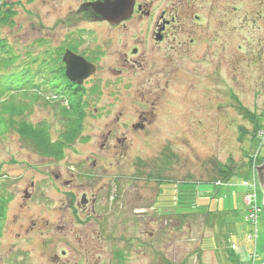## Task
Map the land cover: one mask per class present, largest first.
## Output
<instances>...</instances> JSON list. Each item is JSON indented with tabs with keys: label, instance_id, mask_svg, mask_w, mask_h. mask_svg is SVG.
I'll use <instances>...</instances> for the list:
<instances>
[{
	"label": "rangeland",
	"instance_id": "374dc122",
	"mask_svg": "<svg viewBox=\"0 0 264 264\" xmlns=\"http://www.w3.org/2000/svg\"><path fill=\"white\" fill-rule=\"evenodd\" d=\"M138 1L149 17L110 27L77 15L81 0H0V264H58L47 224L78 232L69 243L98 264H264L260 192L255 227L242 203L264 161V0ZM65 48L97 70L59 97L45 56ZM139 116L151 124L134 132ZM55 175L104 197L103 219L76 226L81 212L49 197Z\"/></svg>",
	"mask_w": 264,
	"mask_h": 264
},
{
	"label": "flooded vegetation",
	"instance_id": "af4514ba",
	"mask_svg": "<svg viewBox=\"0 0 264 264\" xmlns=\"http://www.w3.org/2000/svg\"><path fill=\"white\" fill-rule=\"evenodd\" d=\"M95 2L96 0H81V3L78 6L79 11L77 12V15L82 16V18L88 23H91V24L101 23V24L112 27L106 21H102V20L100 21V18L94 13L92 4H94ZM144 8H145L144 4H141L138 0H135L133 11H132L130 18H132L135 14H138V15L140 14L144 17H149L150 16L149 11L145 10ZM164 14H165L164 12L161 13L159 21L155 23L154 32H153L154 35L156 34L159 35L161 40L163 39L162 34L164 33L168 25L167 23H164L166 22V20L164 19ZM162 23L164 24L162 25ZM123 24L124 23H120L118 26H123ZM74 46L76 47V43L74 44ZM65 51H70L75 56L84 59L87 63H89L90 65L94 67L95 71L97 70V65L93 63V60L88 55H81L79 53H76L74 49H71V48H65L64 52ZM63 56L64 55H46L45 56L46 64L48 68L45 66L44 70L46 73L50 71L51 76H52V78L49 80L51 82H49L48 84V86H50V88H48V91L53 92L59 97L68 95L66 87H70V90H73V91H77V89L81 88V86H77L75 83L69 82L68 79L65 77L66 66H65V63L63 62ZM32 62H34V67L31 68L33 69L32 75L35 76L36 72L41 71L42 68H40L39 65L37 68V65H36L37 63L35 62V60H32ZM87 80H89V78L83 81V83L86 82ZM137 119H138V123H135L131 125L130 127L131 130L134 132H143L151 124V120H148L144 116H139ZM111 136H112V133L108 132L106 136V142H107V139H109ZM121 136H122L121 141H117V143L121 144L122 141L124 142L125 137H123V135ZM262 162L257 166H260ZM53 177H54V180H50L48 182L49 197L52 199V197L54 198L56 195H61L66 200V205L63 206L62 209L71 210V212L73 213H75V209H78L81 212V215L84 216V218L79 217L80 219H76L75 216L77 215L76 214L73 215L75 218L74 220L77 223L76 226L83 224L84 221L89 220V219L91 220L96 219L97 221H100L103 219V217L99 215L98 213L101 207L100 203L103 201L102 199H104V197H102L101 199V196H99V194L97 193L89 194L87 191H85V187H80V185L76 187L72 186L71 187L72 189L70 191L64 192L63 188L65 187L70 188L71 186L70 182L72 181L60 180L58 175H55ZM87 186L90 187V185H87ZM29 188L31 190L32 188L31 184ZM111 188L115 189V190H112V194L114 198H116L115 192L117 193V189H116L117 182H114L112 186L110 185L109 187L110 191H111ZM257 191H259L258 187H257ZM30 192L31 193H29L28 190L25 189L23 191V198L26 200H30L31 199L30 196L32 195L33 191H30ZM77 198L79 199V201H76ZM33 225L34 224H32V226ZM48 225L49 224H47V227H45L44 233L46 236L48 257L51 262L58 263V264L59 263L61 264H84L86 261L87 264L88 263L98 264L99 259H95L94 256L88 250L84 251L83 253L77 252L76 250L73 249V246L69 243L71 242V243L76 244L78 243V241H80L78 232L74 231L73 233V229L66 228L61 224H58L52 227H49ZM32 229H33L32 227L29 229H25L24 232L28 234V232H32ZM95 234L96 233L93 232V236H95ZM17 236L20 237V234ZM94 239L98 240V236L96 235ZM54 240L55 241L59 240L60 244H64V243L65 244L64 246L62 245L63 247H61L60 249H54V243H53ZM96 244H97L96 241H94L93 245H96ZM78 246L79 245H77L76 247Z\"/></svg>",
	"mask_w": 264,
	"mask_h": 264
},
{
	"label": "water",
	"instance_id": "95a60500",
	"mask_svg": "<svg viewBox=\"0 0 264 264\" xmlns=\"http://www.w3.org/2000/svg\"><path fill=\"white\" fill-rule=\"evenodd\" d=\"M134 2L135 0H96L92 7L100 20L114 26L130 18ZM155 38L157 41L161 39L157 34ZM63 62L66 66L65 77L69 82L75 83L77 86H80L95 71L92 65L70 51L64 52ZM254 176L261 194V206L264 208V161L260 166L254 168Z\"/></svg>",
	"mask_w": 264,
	"mask_h": 264
},
{
	"label": "built area",
	"instance_id": "2783aa9c",
	"mask_svg": "<svg viewBox=\"0 0 264 264\" xmlns=\"http://www.w3.org/2000/svg\"><path fill=\"white\" fill-rule=\"evenodd\" d=\"M255 167L256 166L253 165L252 168L249 170L250 177L244 184L246 188V193H244L242 196V203L247 207L246 221L254 227H255L256 220H257L258 211H259L257 207V184L255 181V176H254ZM217 185H219V183ZM231 249L233 250L232 245H231ZM253 259L254 258L252 256L251 260L253 261Z\"/></svg>",
	"mask_w": 264,
	"mask_h": 264
},
{
	"label": "trees",
	"instance_id": "16d2710c",
	"mask_svg": "<svg viewBox=\"0 0 264 264\" xmlns=\"http://www.w3.org/2000/svg\"><path fill=\"white\" fill-rule=\"evenodd\" d=\"M48 77H49V75H48ZM2 85H5V86H8V87H6V89H11V84H8L7 82H0V92H1V89H3V88H1L2 87ZM9 85H10V87H9ZM1 121V120H0ZM22 131H24V130H22ZM22 131H20V134H22ZM24 132H26V131H24ZM25 134H27L28 135V133L26 132ZM31 138H34V137H32V136H30ZM41 137V136H40ZM30 140H32V142H33V145L34 146H36L37 148H39L40 150H44V147H43V145H42V140H41V138H39V139H30ZM252 166L253 165H251L250 167H248V169L249 168H252ZM223 174H222V177H225L226 176V174H228V171L227 170H224L223 172H222ZM229 176H227L225 179L224 178H222V181H227L229 178H228ZM228 178V179H227ZM210 215H212V213H210ZM217 217L219 218V216L217 215ZM220 219V218H219ZM220 223H222V222H220ZM230 257H231V261L232 262H235V260H234V258L232 257V255L230 254L229 255ZM239 261V260H238Z\"/></svg>",
	"mask_w": 264,
	"mask_h": 264
},
{
	"label": "crops",
	"instance_id": "0c3cea01",
	"mask_svg": "<svg viewBox=\"0 0 264 264\" xmlns=\"http://www.w3.org/2000/svg\"><path fill=\"white\" fill-rule=\"evenodd\" d=\"M198 187V191L200 190V185H198L197 186ZM209 188H210V190H211V187L209 186ZM212 188H215V189H217V188H220V187H216V185L215 186H213ZM243 189H244V186L242 187ZM202 190V189H201ZM203 192V193H202ZM202 196L204 195V194H210V195H214V193H212V192H210V191H208V189H205V191L204 190H202L201 191V193H200ZM204 199H207V197H205ZM253 258L255 259V257H256V254L253 252ZM253 259V260H254Z\"/></svg>",
	"mask_w": 264,
	"mask_h": 264
}]
</instances>
